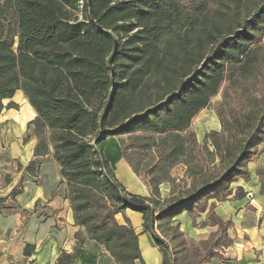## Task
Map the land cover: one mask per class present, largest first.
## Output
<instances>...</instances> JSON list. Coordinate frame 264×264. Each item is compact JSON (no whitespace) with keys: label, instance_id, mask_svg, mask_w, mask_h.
Returning <instances> with one entry per match:
<instances>
[{"label":"trees","instance_id":"1","mask_svg":"<svg viewBox=\"0 0 264 264\" xmlns=\"http://www.w3.org/2000/svg\"><path fill=\"white\" fill-rule=\"evenodd\" d=\"M244 1L0 0V109L3 99L23 91L36 114L28 123L36 138L33 155L52 149L75 224L118 264L144 261L138 234L127 218L118 223L117 213L142 215L143 231L167 264L170 247L157 230L182 211H203L210 198L223 200L261 154L264 111L246 115L244 124L236 120L234 144L223 139L222 145L220 133L209 131L205 142L213 138V151L190 130L224 84L222 97L229 99L226 89L243 85L254 67L264 65V0L241 18ZM223 15L235 22L226 30L217 25ZM219 118L223 123L222 113ZM137 133L129 146L119 142L121 154L137 174L144 163L150 197L127 191L103 152L109 137ZM181 163L188 187L185 178L175 183L170 175ZM34 167V161L26 166L30 172ZM164 181L171 185L168 206L156 209ZM19 193L14 187L10 197ZM243 195L238 187L234 196ZM5 199L0 197V210ZM210 217L219 226L210 240L225 239L228 222ZM169 227L172 239L186 243L177 226ZM201 245L196 264L213 252L214 243ZM74 261L63 251L55 264Z\"/></svg>","mask_w":264,"mask_h":264},{"label":"crops","instance_id":"2","mask_svg":"<svg viewBox=\"0 0 264 264\" xmlns=\"http://www.w3.org/2000/svg\"><path fill=\"white\" fill-rule=\"evenodd\" d=\"M9 102L14 105L9 106ZM1 104L0 197L6 199L5 207L0 210V264H55L63 251L74 254V264H118L102 244L90 239L86 230L75 224L52 149L45 155H33L36 138L28 123L36 114L23 91H16ZM120 137L107 139L116 147V167L109 158L112 170L127 191L150 197L146 167L141 162L140 173L133 172L122 157L117 142ZM198 139L201 144L205 141ZM30 161L35 162L32 172L26 168ZM247 168L248 176L231 182L230 193L223 200L210 198L203 211L194 216L182 211L169 224L178 227L188 246H200V256L204 253L202 241H210L211 246L214 243L212 255L200 264H264V153L249 162ZM170 175L175 183L185 178L186 187L189 186L183 163L173 166ZM14 187L21 193L10 197ZM238 187L244 192L242 197L234 196ZM170 190V182L159 183L160 201L169 197ZM211 215L223 223L228 222L225 239L213 237L210 240L211 234L219 228L211 222ZM126 218L138 234L137 243L144 264H162L159 248L150 234L143 231L142 215L130 209L116 214L120 224L125 223ZM76 235L81 239L79 243Z\"/></svg>","mask_w":264,"mask_h":264},{"label":"rangeland","instance_id":"3","mask_svg":"<svg viewBox=\"0 0 264 264\" xmlns=\"http://www.w3.org/2000/svg\"><path fill=\"white\" fill-rule=\"evenodd\" d=\"M216 2V0H213ZM256 0H245L242 4L241 18H247L255 6L254 2ZM213 3V2H212ZM213 7L214 4H213ZM189 13L193 9H186ZM195 11V10H194ZM229 12V11H228ZM206 13L207 17H211L209 13ZM231 15V13L229 12ZM230 15H223L217 20V25L220 26V30H226L229 26L235 24L234 20L230 21ZM206 17V18H207ZM209 21V20H208ZM210 30L214 29L209 26ZM217 33L216 31H213ZM226 84H224L219 93L213 97L212 101L208 105L207 109H203L198 112V114L193 118L190 124V130L195 133L196 138L198 137L200 142H203L207 137L209 131H216L219 134L218 140L222 145H224L225 140H229L231 144H234L233 138H230V133L232 130L239 131V126L236 124V120H240L241 124L246 123L245 116H250L251 114L258 116L264 111V65H258L253 68L252 74L247 81L242 85H239L236 89H226V92L229 93V99H224L222 95L224 94ZM221 109V110H220ZM223 114V123L220 121V114ZM139 137V133L133 135L124 134L117 138V142H122V146L131 144V141L134 137ZM132 137V138H131ZM204 138V139H202ZM213 138L208 137V141L205 142V146L208 150L213 151L214 146L210 141ZM227 140V141H228ZM104 144V155L106 158H110L112 166L117 165V156L115 154L116 147L111 140H105ZM201 144V143H200ZM264 153V142L258 147ZM129 153H132V149H129ZM107 154V155H106ZM261 155V154H260ZM137 158L135 157V160ZM219 159V157H218ZM217 162V160H216ZM181 179L176 181L179 183ZM181 185L183 183L181 182ZM168 206V203L165 201H160L155 205L156 209H164ZM163 230L158 229L157 232L160 235H163L166 242H168L170 247L169 260L167 264H196V260L199 258L202 253L200 246H188L187 242H178L177 238L172 239L173 231L170 229L169 225H162ZM200 264V263H199Z\"/></svg>","mask_w":264,"mask_h":264},{"label":"built area","instance_id":"4","mask_svg":"<svg viewBox=\"0 0 264 264\" xmlns=\"http://www.w3.org/2000/svg\"><path fill=\"white\" fill-rule=\"evenodd\" d=\"M248 196H250V193H248ZM251 197V196H250Z\"/></svg>","mask_w":264,"mask_h":264}]
</instances>
